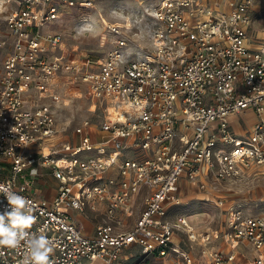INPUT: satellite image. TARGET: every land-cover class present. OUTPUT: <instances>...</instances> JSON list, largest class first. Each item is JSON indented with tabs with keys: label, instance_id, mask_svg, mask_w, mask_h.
Masks as SVG:
<instances>
[{
	"label": "built area",
	"instance_id": "obj_1",
	"mask_svg": "<svg viewBox=\"0 0 264 264\" xmlns=\"http://www.w3.org/2000/svg\"><path fill=\"white\" fill-rule=\"evenodd\" d=\"M93 4L0 0V186L29 202L27 231L53 241L51 264H194L185 242L207 264H264V201L250 212L203 198L223 209L219 231L174 212L186 187L208 195L264 176V43L250 36L264 0H159L145 8L148 46L110 25L109 52L65 59L62 35L42 28L62 8ZM64 86L83 87L103 117L66 135ZM246 113L255 122L237 135L231 119ZM45 177L57 182L50 198L39 196ZM10 210L0 192V213ZM25 254L23 241L0 246V264Z\"/></svg>",
	"mask_w": 264,
	"mask_h": 264
},
{
	"label": "rangeland",
	"instance_id": "obj_2",
	"mask_svg": "<svg viewBox=\"0 0 264 264\" xmlns=\"http://www.w3.org/2000/svg\"><path fill=\"white\" fill-rule=\"evenodd\" d=\"M158 1L94 0L92 9L62 8L58 20L44 26L42 31L62 35L63 48L58 54L65 59L76 58L83 52L94 57L109 52L114 47V36L107 29L110 25H118L128 41L146 47L149 44L147 29L149 25H154V21L148 19L145 8L151 10L157 6ZM250 36L253 44L264 43L263 10H260L255 17L254 28ZM65 90L66 101L57 110V120L61 127L67 129L66 135H69L83 120L87 119L96 123L100 116L103 117L100 109L92 110V102L82 93L85 91L83 87L67 89V86H64L60 92ZM254 122L255 116L252 113H246L231 119V126L237 135H245ZM45 172L47 171H43ZM42 181L47 182V180ZM214 187V193L208 195L200 194L193 187H186L181 194L183 204L175 208L174 212L190 217L197 231H219L224 219L223 209L215 207L213 202H208L203 198L225 199L226 204L244 202L249 205H244V210L250 212L257 210L258 206H255V203L264 201V176L236 180L233 183H218ZM220 244V241L211 242L208 248L215 250ZM181 246L184 250L191 252L195 259L194 264H207V259L200 256V247L196 244L185 242ZM238 250L249 257L253 254V249L249 246L241 245Z\"/></svg>",
	"mask_w": 264,
	"mask_h": 264
},
{
	"label": "clouds",
	"instance_id": "obj_3",
	"mask_svg": "<svg viewBox=\"0 0 264 264\" xmlns=\"http://www.w3.org/2000/svg\"><path fill=\"white\" fill-rule=\"evenodd\" d=\"M0 192L11 206L10 211L0 213V246L15 249L23 241L26 254L22 264H51L49 257L54 249L53 241L43 234L27 231L35 222L29 202L3 186H0Z\"/></svg>",
	"mask_w": 264,
	"mask_h": 264
},
{
	"label": "crops",
	"instance_id": "obj_4",
	"mask_svg": "<svg viewBox=\"0 0 264 264\" xmlns=\"http://www.w3.org/2000/svg\"><path fill=\"white\" fill-rule=\"evenodd\" d=\"M42 180H47V182L42 181ZM38 183V189H39V196L42 198H50L51 196L54 195L55 189L57 187V182L51 179L50 177H45ZM50 180V181H48ZM202 199V198H201ZM84 224L86 225V229L91 230V224L85 220L84 218L82 219Z\"/></svg>",
	"mask_w": 264,
	"mask_h": 264
},
{
	"label": "bare ground",
	"instance_id": "obj_5",
	"mask_svg": "<svg viewBox=\"0 0 264 264\" xmlns=\"http://www.w3.org/2000/svg\"><path fill=\"white\" fill-rule=\"evenodd\" d=\"M113 117H115V115L113 114Z\"/></svg>",
	"mask_w": 264,
	"mask_h": 264
}]
</instances>
